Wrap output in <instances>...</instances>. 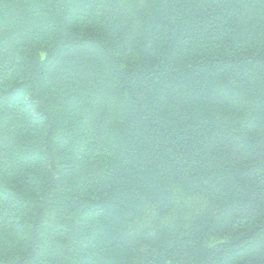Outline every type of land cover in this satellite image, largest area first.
<instances>
[{
	"label": "trees",
	"instance_id": "obj_1",
	"mask_svg": "<svg viewBox=\"0 0 264 264\" xmlns=\"http://www.w3.org/2000/svg\"><path fill=\"white\" fill-rule=\"evenodd\" d=\"M0 264H264V0H0Z\"/></svg>",
	"mask_w": 264,
	"mask_h": 264
}]
</instances>
